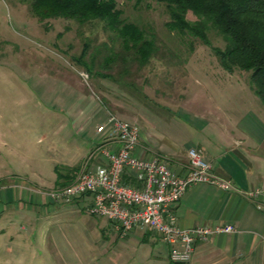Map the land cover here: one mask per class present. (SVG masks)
<instances>
[{"label": "rangeland", "instance_id": "rangeland-1", "mask_svg": "<svg viewBox=\"0 0 264 264\" xmlns=\"http://www.w3.org/2000/svg\"><path fill=\"white\" fill-rule=\"evenodd\" d=\"M33 2L0 0V182L48 184L56 180L57 170L77 171L88 159L91 140H99L96 126L108 112L143 128L148 122H173L171 118L193 123L190 112L210 106L208 98L212 106L227 103L230 108L248 105L251 98L258 101L249 71L227 72L209 46L188 33L169 31L166 10L156 1L116 0L123 18L154 37L157 51L143 66L131 56H114L121 51L119 43L110 41L99 24L42 19ZM207 37L212 46L224 48L214 29ZM84 43L89 47L80 60ZM103 43L113 48L104 49ZM105 59L111 61L105 65ZM80 127H85L83 138ZM39 236L4 230L0 264L89 261L66 258L64 251L51 247L50 237Z\"/></svg>", "mask_w": 264, "mask_h": 264}, {"label": "crops", "instance_id": "crops-1", "mask_svg": "<svg viewBox=\"0 0 264 264\" xmlns=\"http://www.w3.org/2000/svg\"><path fill=\"white\" fill-rule=\"evenodd\" d=\"M208 100L210 106L190 112L193 123L171 118L173 122L163 119L160 125L140 126L137 152L142 157H161L181 173L188 164V149L196 148L213 172L228 178L234 187L221 191L212 184L194 185L171 206L175 223L182 228L227 223L236 228L233 233L195 240L184 264H264V208L257 209L244 195L264 187V105L259 98L233 108L227 103L212 106V98ZM79 130L83 138L85 127ZM97 142L91 140L89 155ZM87 161L88 166L98 162ZM15 181L0 182V233L21 229L29 236L50 237L57 252L64 251L66 258L89 259L87 264H177L169 259L168 245L149 228L122 237L108 219L90 214L91 195L64 203L53 195L56 180L36 185ZM70 214L75 217L69 218Z\"/></svg>", "mask_w": 264, "mask_h": 264}, {"label": "built area", "instance_id": "built-area-1", "mask_svg": "<svg viewBox=\"0 0 264 264\" xmlns=\"http://www.w3.org/2000/svg\"><path fill=\"white\" fill-rule=\"evenodd\" d=\"M96 133L100 138L88 159L98 162L92 166L85 162L69 184L54 192L61 202L91 195L92 202L87 208L90 214L108 219L122 237L134 229L149 228L168 245L169 259L177 264L189 261L195 240L235 232L231 223L192 228H182L175 223L171 206L189 187L206 183L221 191L234 190L228 178L213 172L200 150L188 149V164L180 173L161 157L138 154V124L108 112L106 119L96 126ZM244 195L257 209L264 208L263 186L248 190Z\"/></svg>", "mask_w": 264, "mask_h": 264}, {"label": "trees", "instance_id": "trees-1", "mask_svg": "<svg viewBox=\"0 0 264 264\" xmlns=\"http://www.w3.org/2000/svg\"><path fill=\"white\" fill-rule=\"evenodd\" d=\"M153 1L164 6L168 15L164 24L169 31L188 33L209 46L227 72L236 68L249 71L251 89L264 105V0ZM33 8L42 19L65 18L76 21L79 25L99 24L103 32L111 35L110 41L119 43L121 51L114 54L112 50L111 55L119 54L123 59L131 56V60L139 66L147 64L157 51L154 37L123 18L116 0H34ZM188 14L194 16L193 21L187 19ZM210 28L222 36L225 42L223 49L211 45L207 37ZM88 47L84 43L80 60L86 56ZM105 47L111 50L113 45L103 43V48ZM93 55L91 62L94 65ZM110 61L111 59H105L104 64ZM96 76L112 78V75ZM74 171L68 169L66 174H62L57 170L56 183L58 178L65 177L63 184L58 186L69 184L74 179Z\"/></svg>", "mask_w": 264, "mask_h": 264}]
</instances>
